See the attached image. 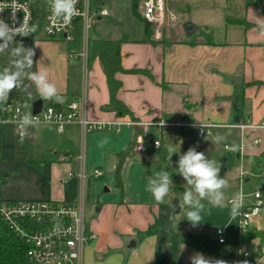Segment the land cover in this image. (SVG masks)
I'll return each mask as SVG.
<instances>
[{"label":"crops","instance_id":"1","mask_svg":"<svg viewBox=\"0 0 264 264\" xmlns=\"http://www.w3.org/2000/svg\"><path fill=\"white\" fill-rule=\"evenodd\" d=\"M104 17L94 24L95 30ZM175 20H178L176 24ZM187 21L196 26L193 33L184 29ZM138 22L140 27L135 33L117 25L112 32L91 37L119 39L127 34L129 40L121 44L124 71L116 74L122 82L116 96L134 116L118 115L107 108L110 91L98 57H91L89 53L85 67L81 57L68 51V42L41 35L34 44L37 70L48 73L50 82L56 84L63 97L61 103L43 100V105L65 107L84 96L87 115L92 119L113 121L120 118L135 120L133 117H136L137 121L143 122L183 120L190 124L209 123L215 125L212 128L229 129L227 135L232 128L223 126L225 124L245 119L264 124V45H261L264 31L260 27L264 24V0H166L161 35H155L154 27L150 41H143V26ZM241 83H248L242 93L239 91ZM165 125H151L144 130L151 129L160 135ZM123 127L132 128V132L120 140L121 146L113 150L112 154H118L134 138V126L124 125L119 131L108 130L112 133L107 134L84 135L77 124L58 132L55 124L41 122L31 129L32 139L28 137L40 146L39 153L52 150L56 155L55 162H51L48 199L70 203L83 201L86 225L97 234V238L83 248V264H164L169 249L177 257L176 264L179 259L182 264H191L189 258L196 253L227 264H239L245 260L248 264H264V244L258 252V239L242 243L240 232L238 235L229 233V227H224V242H219L216 237L214 243L198 246L196 240L181 239L179 231L170 223L175 206L157 203L151 193L144 195L141 191L135 197L107 200L99 207L93 204L88 208L91 178L86 174V168L91 141L119 139L118 133ZM3 130L4 127L0 129L1 140L7 138ZM237 131L239 142L226 144L240 143L241 131ZM256 136L261 137V143L264 142V130L248 132L250 139ZM107 145L111 149L115 147L114 142ZM259 145L248 146L245 155L257 151ZM61 154L70 155V160H60ZM239 157L236 154V158ZM45 161L41 158L30 162L43 169ZM96 161L95 169L102 170L101 163L105 161L102 158ZM77 170H84V180ZM70 172L74 173L71 177ZM261 220L262 217L254 219L252 227L264 229L259 226ZM155 221L165 226L157 234L138 239L137 233ZM227 223L231 224L229 220ZM235 225L239 231L238 216ZM242 250L249 252L247 258L242 256Z\"/></svg>","mask_w":264,"mask_h":264},{"label":"built area","instance_id":"2","mask_svg":"<svg viewBox=\"0 0 264 264\" xmlns=\"http://www.w3.org/2000/svg\"><path fill=\"white\" fill-rule=\"evenodd\" d=\"M139 7L143 18L154 25L155 35L160 37V27L166 17V0H140ZM76 8L77 15L73 17L71 23L58 28L57 22L51 19L49 0H46V15L42 35L68 43L75 41L79 35L81 38V48L79 53L75 55L81 57L85 67H87L89 62V41L91 39L90 30L100 18L107 16L109 11L104 6L97 10H92L90 0H78ZM34 21V11L29 0H0V22H3L10 28L18 29L23 26L33 28ZM25 113H32L39 119L40 123L55 124L58 132L64 131L68 125L77 124L84 135L98 130L119 131L124 125H139L147 129L151 125L162 126L166 124L195 126L199 128L198 136L202 137L205 133H210L211 128L215 126L209 123L190 124L183 120L171 123H158L121 118L113 121L92 119L87 115L84 96L70 102L65 107L43 105L41 110L36 113L33 112L32 107L27 108L20 102H14L10 99H8L6 104H0V122L14 124L18 135V115ZM223 126L237 128L241 131L240 143L226 144L225 148L237 151L243 158L248 146H257L262 141L259 136L251 139L248 137V132L251 130H264V124L254 123L251 119ZM158 144L159 142L156 141V145ZM135 149L141 155L148 156V150L144 144L142 135L137 138ZM82 158L84 159V156ZM60 160L68 161L70 160V155L61 154ZM73 175V172L69 173L70 177ZM78 175L82 180L86 178L84 170ZM245 175H255V173L241 171L238 179L236 194H240L242 197V206L238 215V229L240 233L250 228L254 219L261 217V212L264 208L263 194L258 187L250 193L243 192V182L249 180L248 177L245 178ZM92 176L95 178L102 176V170L96 168ZM0 218L25 241L28 246L27 256L36 264H83V248L97 238V234L89 230L86 225L82 200L77 203L53 199L0 200ZM34 224H37V227H34ZM216 234L219 242L225 241L226 231L224 227H219L216 230ZM241 253L244 258L249 256V252L245 250H242Z\"/></svg>","mask_w":264,"mask_h":264},{"label":"rangeland","instance_id":"3","mask_svg":"<svg viewBox=\"0 0 264 264\" xmlns=\"http://www.w3.org/2000/svg\"><path fill=\"white\" fill-rule=\"evenodd\" d=\"M132 0H108L105 7L109 10L110 15L103 18V21L96 30L93 27L90 30V36H103L109 31L116 30L117 25L130 30L132 33L140 27L138 20L131 13ZM166 18V17H165ZM178 22V20L173 21ZM11 59H3L0 54V66L10 64ZM20 88L13 92H18ZM25 106V102H20ZM30 108L29 106H26ZM14 125V124H13ZM5 128L6 137L0 139V200L21 201V200H46L48 199L47 191L51 184V162H55V153L51 150H43L38 152L40 146L32 142L28 137L21 141L20 136L16 130V126L8 124H0V129ZM185 127V126H184ZM226 128H212L210 133H205L202 137L198 136L199 128L188 126L185 128L184 137L177 145L180 154L185 153L190 147L200 149L209 159L215 160L217 165L221 167L220 176L228 181V188L224 190L226 201H229L235 195V188L238 185V179L241 171L250 172L249 161L243 157L236 158L237 151H227L224 148L226 143L231 141L239 142L237 129H230V135H227ZM132 132V128L123 127L122 131L118 133L117 138L107 139V144L114 142L115 147L111 149L105 143L100 146L103 139L91 141L89 156L87 157L86 174L91 178L90 180V199L88 208L95 204L99 207L100 204L107 200H118L122 197H135L142 191L144 195H148L146 190L149 178L160 171V166L157 161L149 163V158L141 155L139 151L133 148L127 155L124 164L121 168L119 176L121 184L117 180V167L119 165L118 154H112L113 150L121 146L120 140L127 137V134ZM93 135L99 133H112L108 130H98L91 132ZM219 133L225 139L218 144L212 143L216 134ZM156 134H158L156 132ZM159 135V134H158ZM129 136V135H128ZM125 145V144H124ZM130 146L129 141L124 150ZM264 147L262 142L257 148V151L249 154H257L261 148ZM122 149V150H123ZM111 150V152H110ZM121 150V149H119ZM248 154V155H249ZM45 158V166L42 167L31 160H38ZM97 158H102L105 163L102 164V174L100 178L93 177L97 163ZM114 165V166H113ZM76 172L80 173V170ZM248 181H244L242 190L244 193H250L258 187L264 198V162L255 175H245ZM183 182L186 183L183 179ZM69 184L67 185V188ZM79 188V187H78ZM181 210L173 209L170 223L174 230L179 231L181 239L196 240L198 246L203 243H214L217 234L216 230L223 225L229 229V233L239 234L236 228V217L230 215L229 207L220 209L212 208L206 204V211L203 213V220L200 224L193 227L188 220H186L185 212L188 210L186 206L181 203ZM88 212V210H87ZM262 220L259 223L260 227H264V208L261 212ZM227 220L231 224L227 223ZM182 252V251H181ZM180 260V259H179ZM181 261V260H180ZM182 262V261H181Z\"/></svg>","mask_w":264,"mask_h":264},{"label":"trees","instance_id":"4","mask_svg":"<svg viewBox=\"0 0 264 264\" xmlns=\"http://www.w3.org/2000/svg\"><path fill=\"white\" fill-rule=\"evenodd\" d=\"M34 11V27L33 31L28 36L14 37L9 42L8 49L0 53L3 59H12L10 50L15 47L17 43L23 44L26 48H31L35 52L34 44L37 39L42 35L43 24L45 21L46 0H29ZM106 0H90V7L92 10H97L102 8ZM140 0H132L130 4L132 15L142 23L144 38L143 41H150L153 34L154 25L143 18L141 12L139 11ZM127 34H123L119 39L110 38H91L89 41V53L91 57H98L103 67V71L107 78V83L110 91V103L107 108L114 110L118 115L130 114L134 116L133 113L128 109V107L117 98L116 93L122 86L121 80L116 77V74L120 71H124L121 64V44L128 41ZM264 45V42L261 43ZM81 48V38L78 35L75 41L68 43V51L71 54L79 53ZM34 59V66L30 71H37V61L36 52ZM139 70H131V72H138ZM248 83H241L239 87L240 93L243 92L245 86ZM40 96L36 91L35 86L27 78L24 79L21 90L18 92H11L9 99L14 102H25L26 106H32V103L39 99ZM136 119V117H133ZM143 135V141L148 150V160L149 163L157 161L160 166V170H166L172 176L173 185L168 196L165 198V202L161 204H171L173 205V199L178 198L180 203H182V196L185 190L189 186L183 182V177L176 172V162L179 159L177 145L184 137V126L176 125H165L163 126L162 134L158 135L155 131L148 129L144 130L142 126H134V138L130 142V146L118 153L119 165L117 167V180L119 185L121 184V178L119 173L124 164V161L130 151L135 148L136 140L139 135ZM156 141L159 142L156 145ZM169 148H174L177 153H173L171 157V162L168 159ZM246 159L250 164V172L258 173L259 168L264 162V148H262L257 154H247ZM207 204V202H205ZM174 206V205H173ZM165 225H160L158 221L149 225L146 229L140 230L137 233L138 239L143 240L147 236L157 234L160 228ZM37 227V224H34ZM252 239L259 240L258 252L262 250L264 244V229H258L256 227H250L246 231L240 233V241L242 243L248 242ZM27 244L25 241L9 227V225L0 218V264H36L27 256ZM177 257L171 249H169L167 258L164 264H176Z\"/></svg>","mask_w":264,"mask_h":264},{"label":"clouds","instance_id":"5","mask_svg":"<svg viewBox=\"0 0 264 264\" xmlns=\"http://www.w3.org/2000/svg\"><path fill=\"white\" fill-rule=\"evenodd\" d=\"M78 0H49L51 9V19L57 22V27H64L71 23L77 15ZM264 31V24H261ZM35 28L23 26L21 28H10L0 22V53L5 52L9 47V42L13 36H28ZM11 62L6 66H0V104H6L9 95L15 89L23 85L27 78L35 86L36 91L43 100H50L61 103L63 97L55 83L50 82L49 75L44 70L30 71L34 66L35 52L31 48H26L21 43H17L10 50ZM40 123L39 119L32 113L18 115L17 125L21 141L30 135V130ZM225 138L219 133L216 134L212 143H221ZM103 143H107L104 140ZM168 159L171 162L173 153H177L174 148H169ZM176 172L181 175L189 186L182 196V204L187 207L185 212L186 220L195 227L203 220L206 203L212 208H226L230 205V215L235 218L239 215L242 206L240 194L234 195L230 201H226L224 190L228 188V181L220 176L221 167L215 160L209 159L203 152H198L195 147H190L185 153L179 155L176 162ZM173 185L172 176L166 170H160L149 178L146 190L151 193L157 203H164L165 198L171 191ZM179 207V206H178ZM181 210V208L179 207ZM191 264H227L223 260L206 258L200 253H196L190 258ZM239 264H248L241 261Z\"/></svg>","mask_w":264,"mask_h":264},{"label":"water","instance_id":"6","mask_svg":"<svg viewBox=\"0 0 264 264\" xmlns=\"http://www.w3.org/2000/svg\"><path fill=\"white\" fill-rule=\"evenodd\" d=\"M183 27L188 33H193L196 30V26L191 21L185 22ZM42 106H43V99L40 97L39 99L35 100L32 103L33 112L34 113L39 112L41 110ZM28 137L30 139H32V130H30V135H28ZM196 150L198 152H202L200 149H196ZM173 205L175 206L176 210H180L179 207L181 208V205H180V200L178 198L173 199ZM133 244H134V242H133ZM177 264H182V263L179 260Z\"/></svg>","mask_w":264,"mask_h":264}]
</instances>
